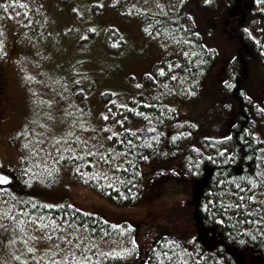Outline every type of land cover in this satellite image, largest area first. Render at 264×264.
I'll list each match as a JSON object with an SVG mask.
<instances>
[{
    "label": "trees",
    "instance_id": "1",
    "mask_svg": "<svg viewBox=\"0 0 264 264\" xmlns=\"http://www.w3.org/2000/svg\"><path fill=\"white\" fill-rule=\"evenodd\" d=\"M108 1L93 0V6L98 10ZM111 1L110 7H117L124 16L134 17L140 23L145 38L159 41L167 52L176 55L171 61H163L161 71L147 75L143 81L147 91L133 95L128 102L119 104L110 93L102 94L100 121L93 125L86 122L93 127L89 134H93L94 140H82L73 150L52 153L45 166L40 165L37 154L25 157L23 150L17 180L3 188L22 197L20 205L9 207L8 219L4 221L16 236L29 237V246L19 238V252L15 254L22 253L25 258L30 253L35 264H53V260L64 264L65 250L75 254L67 257L68 264L74 260L80 264L131 261L138 252L132 231L68 203L49 205L28 199L33 185L50 187L58 179L59 170L68 167L78 184L116 204L133 205L140 199L149 173L159 167L151 166L153 159L165 151V146L173 149L185 143L184 172L198 185L195 231L188 240L159 236L139 264H264V100L252 101L241 88L248 76V57L244 54L247 45L255 48L257 58L264 64V5L246 9L241 23L231 33L239 40V55L230 64L233 70L228 69L221 88L236 109L230 117V127L223 136L201 137L195 119L180 116L166 103L171 99L197 101L216 64V52L203 44L185 13L188 0ZM236 3L238 0H227L228 7H235ZM0 5L8 9L0 10L4 15L0 20L7 21L13 4L11 0H0ZM15 5L26 21L21 7L26 5ZM255 18L259 21L257 35L252 37L250 23ZM108 43L104 41L108 52H121V41L116 50ZM2 104L0 94V115ZM24 176L32 180V186L28 180H22ZM21 212L27 215H18ZM13 215L16 220L11 218ZM38 217H44L49 228L38 229L29 222ZM42 238L49 248L38 240ZM69 240L71 244L67 243ZM104 243L113 250L120 243L126 251L124 255L106 250L98 253L99 244ZM30 247L32 252L28 251ZM47 249L59 254L37 256Z\"/></svg>",
    "mask_w": 264,
    "mask_h": 264
},
{
    "label": "rangeland",
    "instance_id": "2",
    "mask_svg": "<svg viewBox=\"0 0 264 264\" xmlns=\"http://www.w3.org/2000/svg\"><path fill=\"white\" fill-rule=\"evenodd\" d=\"M20 2L26 5V21L15 5ZM112 2L103 3L97 10L93 0H11L8 20H0V171L17 173L23 150L25 157L37 154L40 165L45 166L52 153L73 150L82 140H94L89 134L93 127L86 122L93 125L100 121L102 94L110 93L119 104L128 102L133 95L147 91L143 82L147 75L161 71L163 61L175 57L159 41L142 36L140 23L124 16L117 7H110ZM256 4L264 5V0H239L235 7H228L227 0L209 4L188 0L184 7L203 44L216 52V64L197 101L171 99L166 103L180 116L195 119L201 137L223 136L230 127L236 109L221 88L228 69L233 70L230 64L239 55V40L231 33L241 23L245 10L257 9ZM0 10L8 9L0 5ZM3 16L0 12V18ZM258 22L255 18L250 23L252 37L257 35ZM103 41L111 42L113 50L120 48V41L125 42L119 54H112L105 50ZM244 54L248 57V76L241 88L252 101H262L264 64L252 45H247ZM185 145L173 149L167 145L153 159L151 166L159 167L149 173L141 197L133 205L116 204L78 184L68 167L59 170L58 179L50 187L33 185L28 176L22 180L33 185L28 199H40L49 205L68 203L132 231L138 252L125 264H139L159 236L188 240L195 231L198 185L184 172ZM147 168L150 170V166ZM21 198L12 191H1L0 212L9 211ZM6 218L0 219V224L4 225ZM8 229L0 228V264H35L30 253L25 258L22 253L15 254L19 244L13 247L16 236L12 237L13 230ZM38 240L49 248L45 239ZM25 242L30 245L29 238ZM104 250L120 255L126 251L120 243L114 250L108 243L99 244L98 253ZM49 251L37 256L56 254Z\"/></svg>",
    "mask_w": 264,
    "mask_h": 264
},
{
    "label": "snow or ice",
    "instance_id": "3",
    "mask_svg": "<svg viewBox=\"0 0 264 264\" xmlns=\"http://www.w3.org/2000/svg\"><path fill=\"white\" fill-rule=\"evenodd\" d=\"M211 2H212V0H205L206 4H209ZM21 7H24V5H21ZM105 119H107V117H105ZM57 143H60V141H57ZM89 154L90 155H95L94 153H89ZM81 159H82V157H81ZM0 182H2V181H0ZM45 207H47V206H45ZM18 215L24 216V215H27V214L21 212V213H18ZM6 216H8L7 212H0V219H3ZM11 218L13 220H16V215H13ZM43 221H44V217H38L36 220H31V219L29 220V222L33 223L34 225H36L38 229H47V228H49V224L44 223ZM17 223L18 224L19 223H23V221H18ZM52 223L54 224L55 222L53 221ZM0 228H6V226L3 225V224H0ZM53 230H55V229H53ZM48 238L51 239V235L50 234H48ZM67 243L71 244V241L69 240V241H67ZM57 247H59V246L57 245ZM28 251L32 252L33 249L29 248ZM74 255H75L74 252H68L67 250H65L64 264H68V261H67V257L68 256H73L74 257ZM17 259H19V258L17 257ZM53 264H59V262L53 260ZM73 264H80V262L74 260Z\"/></svg>",
    "mask_w": 264,
    "mask_h": 264
},
{
    "label": "water",
    "instance_id": "4",
    "mask_svg": "<svg viewBox=\"0 0 264 264\" xmlns=\"http://www.w3.org/2000/svg\"><path fill=\"white\" fill-rule=\"evenodd\" d=\"M13 176L11 174H8L6 172H0V185L1 186H8L10 185L11 183H13Z\"/></svg>",
    "mask_w": 264,
    "mask_h": 264
}]
</instances>
